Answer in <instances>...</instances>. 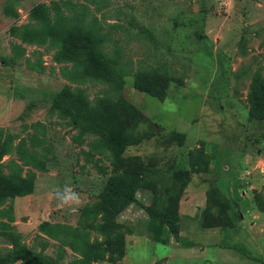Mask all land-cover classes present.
I'll list each match as a JSON object with an SVG mask.
<instances>
[{
  "label": "rangeland",
  "instance_id": "rangeland-1",
  "mask_svg": "<svg viewBox=\"0 0 264 264\" xmlns=\"http://www.w3.org/2000/svg\"><path fill=\"white\" fill-rule=\"evenodd\" d=\"M64 2L86 7L87 23L108 38L105 57L120 50L119 91L101 78L67 80L61 71L71 62L13 34L37 25L34 6L52 18L56 5L67 14ZM4 8L0 0V137L10 138L1 171L9 176L18 166L21 177L34 175V188L0 205L13 208L12 221L0 216V224L59 264H74L80 253L42 224L82 231L90 244L105 243L117 224L124 254L104 251L91 264H264V208L255 205H264V0H16L17 18ZM15 47L20 55L4 62ZM81 63L98 70L89 58ZM66 86L129 142L118 160L94 149L106 136L99 129L77 139L72 118L53 104ZM32 138L44 143L33 146ZM22 143L43 171L21 161ZM108 181L132 186L135 201L84 222L80 211L104 199ZM73 193L80 202L63 205L59 197ZM9 248L0 237V254Z\"/></svg>",
  "mask_w": 264,
  "mask_h": 264
},
{
  "label": "trees",
  "instance_id": "trees-1",
  "mask_svg": "<svg viewBox=\"0 0 264 264\" xmlns=\"http://www.w3.org/2000/svg\"><path fill=\"white\" fill-rule=\"evenodd\" d=\"M94 3L106 2L107 0H93ZM16 0H5V13L8 17L17 18L15 10ZM67 14L64 15L59 6H54V15L51 18L48 10L43 6H34L31 11V17L35 20L36 26L29 28H12L13 34L24 43L47 44L56 50L55 60L57 62H71L70 69H62L61 74L67 80L72 82H83L101 78L108 85L110 90H120L125 77V67L121 66V52L114 49L111 57H105L102 52V46L107 42L106 35L97 32V29L87 23L86 7H77L71 2H64ZM14 56L3 58L4 62H13L20 55V48L15 47ZM89 58L94 65L98 67L97 71L87 70L81 63L82 59ZM34 71H39V66H31ZM97 72V74H95ZM257 88L261 87L260 79L257 78ZM53 104L63 116L72 118V122L79 130V137L87 132L99 129L105 133V137L94 144V149L108 148L115 153V159H119L125 147L129 142L108 122L98 119V117L87 109V102L84 93L80 90L72 91L68 86L58 93ZM258 107L264 119V87L261 89L258 98ZM38 131L44 133V130L37 126ZM33 146H40L44 140L32 138ZM10 150V138L2 139L0 137V161L8 154ZM17 152L21 161L27 166H33L38 171L45 169V163L39 159L35 153L29 152L24 144H20ZM10 174L5 176L1 171L0 164V205L11 196L22 197L34 188V175L29 173L26 177H21V169L16 165L9 166ZM103 200L91 205H86L80 214L84 222L102 215L119 214L122 212L124 204L135 201V190L128 184H122L115 181H108L102 191ZM258 209H263L259 201L255 202ZM0 216L6 217L8 223L13 219V208L9 206L0 210ZM113 230L112 236H109L105 243L96 242L90 244L88 237L82 231L72 230L70 228H60L58 226L41 225L42 231L48 236L60 238L72 246L80 253L81 258L74 264H91L90 259H96L104 251L124 254L122 238L117 234V224L111 223ZM160 227V225H158ZM153 229V228H152ZM159 232L154 231L157 236ZM0 237L8 241L10 248L4 254H0V264H59V257L52 258L41 252H34L27 249L20 240L19 234L10 231L7 223L0 224Z\"/></svg>",
  "mask_w": 264,
  "mask_h": 264
},
{
  "label": "clouds",
  "instance_id": "clouds-1",
  "mask_svg": "<svg viewBox=\"0 0 264 264\" xmlns=\"http://www.w3.org/2000/svg\"><path fill=\"white\" fill-rule=\"evenodd\" d=\"M59 199L61 200V203L63 205H70L72 203H76L78 204L80 201H79V195L76 194V193H73L71 196H68V195H61L59 197Z\"/></svg>",
  "mask_w": 264,
  "mask_h": 264
},
{
  "label": "crops",
  "instance_id": "crops-1",
  "mask_svg": "<svg viewBox=\"0 0 264 264\" xmlns=\"http://www.w3.org/2000/svg\"><path fill=\"white\" fill-rule=\"evenodd\" d=\"M160 244H162V243H160ZM185 250H187L188 252L191 251V252H189V253H192V249H185ZM201 252H202V251H201Z\"/></svg>",
  "mask_w": 264,
  "mask_h": 264
}]
</instances>
